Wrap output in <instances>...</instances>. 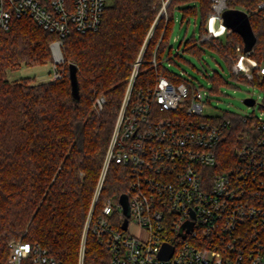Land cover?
<instances>
[{
  "label": "trees",
  "instance_id": "trees-1",
  "mask_svg": "<svg viewBox=\"0 0 264 264\" xmlns=\"http://www.w3.org/2000/svg\"><path fill=\"white\" fill-rule=\"evenodd\" d=\"M161 4V0H113L97 30L72 31L62 38L64 61L56 64L61 77L48 81L35 82L30 77L10 80L7 71L54 62L51 43L59 35L28 15L12 18L7 29L0 27V264H7L10 239L20 237L39 241L65 264L77 263L127 83ZM257 4V0H229L230 6L250 9ZM175 7L181 8V22L187 23L178 41L185 53L202 58L212 49L232 70L236 46L245 45L238 32L226 39L204 41L195 31L187 36L193 20L197 23L200 19V33L205 31L211 0H172L168 18L161 17L147 43L136 87L153 85L161 75L174 83L191 81L163 64L154 67L149 63L157 45L159 57L167 51L172 54ZM250 20L257 38L252 56L264 63L263 12L251 11ZM174 55L186 59L179 52ZM70 63L77 65L78 98L72 89ZM207 73L211 92L228 83L217 69ZM231 79L259 82L232 71ZM99 95H104L106 102L97 112L93 106ZM219 117L232 121L218 146L217 172L235 163L237 149L249 131V122L240 114L226 111ZM129 181V168L111 161L94 213H99L109 198L119 202ZM107 257V251L89 233L85 264H102Z\"/></svg>",
  "mask_w": 264,
  "mask_h": 264
},
{
  "label": "built area",
  "instance_id": "built-area-1",
  "mask_svg": "<svg viewBox=\"0 0 264 264\" xmlns=\"http://www.w3.org/2000/svg\"><path fill=\"white\" fill-rule=\"evenodd\" d=\"M171 1L161 0V9L134 63L76 264H85L89 233L107 251L108 260L102 264H264V118L254 113L241 115L249 122L246 141L237 149L235 163L217 172L218 146L232 120L204 113L210 91L191 81L174 83L164 75L153 85L135 86L147 43L161 17L168 18ZM257 1V7L250 9L230 6L229 0H211L200 41L226 39L235 32L224 23L223 12L228 8L245 10L249 16L251 11L264 15V0ZM111 2L0 0V27L9 28L14 17L30 16L59 35L53 47L60 59L62 38L72 31L97 30ZM158 46L149 59L154 67L164 65ZM244 48L236 46L232 72L250 81L258 78L253 84L261 86L264 63L252 56L254 47ZM59 77L56 68L53 79ZM105 102L104 95L96 97L95 110L101 111ZM111 161L129 168L126 229L122 227L126 215L120 201L109 198L102 210L94 213ZM187 222L193 223L192 228ZM131 224L139 232L130 231ZM164 243L173 248L169 257L161 256ZM7 264L65 263L39 241L20 239L9 242Z\"/></svg>",
  "mask_w": 264,
  "mask_h": 264
},
{
  "label": "rangeland",
  "instance_id": "rangeland-1",
  "mask_svg": "<svg viewBox=\"0 0 264 264\" xmlns=\"http://www.w3.org/2000/svg\"><path fill=\"white\" fill-rule=\"evenodd\" d=\"M113 1V0H112ZM182 10L179 7H175L174 10V26L172 31V41L174 43L173 51L170 54L167 51L164 56V65L173 72L183 75L186 79L191 80L198 86H202L204 89L212 88V80L208 77L207 72H211L213 69L219 70L226 77L228 83H224L219 87L217 91H210L209 100L210 103H206L204 113L209 116H220L226 111L248 115L251 113L264 118V89L260 85H254L247 81H237L231 79V67L216 51L207 49L199 58L195 55L187 54L183 51V48L178 47V41L183 38L187 29L186 21L181 22ZM195 31L197 37L200 35V19L197 23L190 22L188 26V35H191ZM177 38V40H176ZM224 39V38H223ZM58 40V39H56ZM51 43V50L54 62L42 65H21L19 67L10 68L7 71V76L10 80L20 79L23 77H30L35 82L48 81L53 79L55 71V61L62 63L64 61V55L62 52L61 42V58L56 56L53 43ZM179 52L184 58L176 57L174 54ZM139 54V53H138ZM138 57V56H137ZM58 59V60H57ZM253 96L256 99L255 105H248L245 103L247 97ZM94 109V106H93ZM130 231L139 232L134 224L130 225ZM23 238H12V240H20Z\"/></svg>",
  "mask_w": 264,
  "mask_h": 264
},
{
  "label": "water",
  "instance_id": "water-1",
  "mask_svg": "<svg viewBox=\"0 0 264 264\" xmlns=\"http://www.w3.org/2000/svg\"><path fill=\"white\" fill-rule=\"evenodd\" d=\"M224 23L231 27L233 31L241 34L245 44V50H251L256 43V35L253 31L251 20L249 14L242 9L239 8H228L223 12ZM70 78L72 89L75 97H79V87H78V77H77V65L75 63H70ZM254 98L247 97L245 99V103L248 105L254 104ZM124 214L126 215L122 227L124 229L128 226L129 216H130V203L129 197L127 193H123L119 199ZM186 226L190 229L193 226L192 222H187ZM173 252V248L168 243H164L163 249L161 251V256L169 257Z\"/></svg>",
  "mask_w": 264,
  "mask_h": 264
},
{
  "label": "bare ground",
  "instance_id": "bare-ground-1",
  "mask_svg": "<svg viewBox=\"0 0 264 264\" xmlns=\"http://www.w3.org/2000/svg\"><path fill=\"white\" fill-rule=\"evenodd\" d=\"M55 50H56V51H55L56 56L59 57L58 49H55Z\"/></svg>",
  "mask_w": 264,
  "mask_h": 264
},
{
  "label": "crops",
  "instance_id": "crops-1",
  "mask_svg": "<svg viewBox=\"0 0 264 264\" xmlns=\"http://www.w3.org/2000/svg\"><path fill=\"white\" fill-rule=\"evenodd\" d=\"M191 4V3H190Z\"/></svg>",
  "mask_w": 264,
  "mask_h": 264
}]
</instances>
